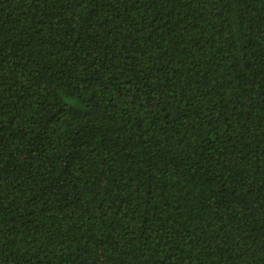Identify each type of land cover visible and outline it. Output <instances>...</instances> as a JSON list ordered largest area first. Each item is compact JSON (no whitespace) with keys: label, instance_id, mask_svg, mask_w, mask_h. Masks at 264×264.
<instances>
[{"label":"trees","instance_id":"trees-1","mask_svg":"<svg viewBox=\"0 0 264 264\" xmlns=\"http://www.w3.org/2000/svg\"><path fill=\"white\" fill-rule=\"evenodd\" d=\"M0 264H264V0H0Z\"/></svg>","mask_w":264,"mask_h":264}]
</instances>
